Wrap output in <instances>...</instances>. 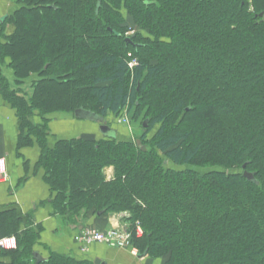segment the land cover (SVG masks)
I'll return each mask as SVG.
<instances>
[{
  "label": "trees",
  "instance_id": "trees-1",
  "mask_svg": "<svg viewBox=\"0 0 264 264\" xmlns=\"http://www.w3.org/2000/svg\"><path fill=\"white\" fill-rule=\"evenodd\" d=\"M18 4L0 22V91L20 142L37 140L55 211L123 212L131 245L162 264H264V0ZM2 66L31 93L12 89ZM80 107L107 121L133 110L142 133L50 147L47 115ZM0 235L17 239L0 264H93L56 253L36 262L38 231L15 210L0 211Z\"/></svg>",
  "mask_w": 264,
  "mask_h": 264
},
{
  "label": "crops",
  "instance_id": "crops-1",
  "mask_svg": "<svg viewBox=\"0 0 264 264\" xmlns=\"http://www.w3.org/2000/svg\"><path fill=\"white\" fill-rule=\"evenodd\" d=\"M18 7V0H0V22ZM12 31V24L7 23L5 33L10 34ZM2 74L12 89H20L28 95L31 93L29 82L20 85L14 83L9 67L2 66ZM47 117V144L50 147L59 139L103 137L99 123L76 118L73 113L55 111ZM41 121L37 114L31 117L33 124H40ZM120 131L116 132L118 140L132 138L129 128L122 127ZM19 135L20 121L17 113L0 91V157L5 159V173L0 177V211L15 210L24 222H30L38 231L34 251L42 260L56 253L90 261L100 258L108 264H162L159 258L134 256L128 249L109 247L103 243L92 244L87 253H81L74 241L78 230L88 225L105 231L124 222L123 212L109 215L89 213L74 219L56 212L52 204L54 193L44 180L43 168L38 165L40 147L37 140L30 136L28 143H22ZM103 172L108 180L113 177L114 169L108 166Z\"/></svg>",
  "mask_w": 264,
  "mask_h": 264
},
{
  "label": "built area",
  "instance_id": "built-area-1",
  "mask_svg": "<svg viewBox=\"0 0 264 264\" xmlns=\"http://www.w3.org/2000/svg\"><path fill=\"white\" fill-rule=\"evenodd\" d=\"M129 33V32H128ZM128 65L130 68L135 67L138 64V58L131 53L127 54ZM121 116L117 118V122L126 126H129V118L124 110ZM5 173V159L0 157V177ZM137 235L142 234V229L137 222L136 225ZM132 232L128 229L127 223H121L116 226H112L105 231L95 229L91 226H84L81 230H78L74 235V241L78 244V249L81 253H87L89 247L95 243H103L109 247L128 249L133 255H137L138 250L131 245ZM17 247V239L14 235L1 236L0 235V250H11Z\"/></svg>",
  "mask_w": 264,
  "mask_h": 264
},
{
  "label": "water",
  "instance_id": "water-1",
  "mask_svg": "<svg viewBox=\"0 0 264 264\" xmlns=\"http://www.w3.org/2000/svg\"><path fill=\"white\" fill-rule=\"evenodd\" d=\"M101 0H97V6L100 5ZM264 13L261 12L259 14V16H263ZM125 42L131 45H134L132 37H126L125 38ZM73 115L76 118L79 119H86V120H91L93 122H97L99 123V131L101 132V134L103 135V137H107V138H112V139H116L117 138V133L116 130L112 129L111 126H109L108 121L106 118L96 114L95 112H92L90 110L84 109L82 107L77 108L74 110ZM148 124L147 120H145L143 122V127H146ZM137 142L139 143V140H137ZM167 162V161H165ZM246 167V163L243 164L242 169H243V176L252 183H256V179L254 176V173L247 171L245 169ZM100 214V213H98ZM146 255V251L139 254L138 257H143ZM34 258L36 259V262H40L42 261V259L40 258V256L36 253L33 254ZM93 264H108L106 261L100 259V258H96L93 261Z\"/></svg>",
  "mask_w": 264,
  "mask_h": 264
},
{
  "label": "rangeland",
  "instance_id": "rangeland-1",
  "mask_svg": "<svg viewBox=\"0 0 264 264\" xmlns=\"http://www.w3.org/2000/svg\"><path fill=\"white\" fill-rule=\"evenodd\" d=\"M134 30H135L134 27H130L125 32V36L126 35L129 36L131 33H133ZM126 114H127L128 118L130 120L129 125H130V131L132 133V138L131 139H135V138L139 137L141 135V133H142V128H141L140 121H135V122L134 121L133 122L131 121L130 114L131 115L133 114V110H132V112L130 114L128 112H126ZM108 121L110 122L109 123V126H111L112 129L116 130V132L117 131L121 132L120 129L122 127H126V125H123V124H120V123L116 122L115 119L112 116L109 117ZM151 134L152 133H149L148 136L150 137ZM123 140H125V139H123Z\"/></svg>",
  "mask_w": 264,
  "mask_h": 264
}]
</instances>
